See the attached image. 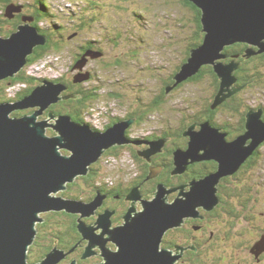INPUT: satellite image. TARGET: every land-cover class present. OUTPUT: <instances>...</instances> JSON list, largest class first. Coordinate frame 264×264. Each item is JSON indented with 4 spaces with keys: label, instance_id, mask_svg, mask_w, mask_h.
I'll return each mask as SVG.
<instances>
[{
    "label": "water",
    "instance_id": "obj_1",
    "mask_svg": "<svg viewBox=\"0 0 264 264\" xmlns=\"http://www.w3.org/2000/svg\"><path fill=\"white\" fill-rule=\"evenodd\" d=\"M189 1L201 10L204 37L201 44L191 49L190 56L174 75V84L167 90L199 73L203 66L211 65L220 79L212 104L216 108L239 90L233 86L239 64L235 60L223 61L227 56L226 47L244 42L249 45L246 56L264 52V0ZM18 8L11 4L5 15L13 17ZM24 19L26 22L18 25L9 36L0 35V82L18 75L35 47L47 43L48 38L33 24L35 17ZM86 61L83 55L75 66L82 68ZM84 77L80 74L75 81ZM64 89L63 83L43 80L23 97L0 101V264H54L58 261L63 256L58 248L39 262L29 260L28 252L37 235V224L43 221L41 214L62 210L82 212L83 216L93 213L100 203V194L94 201L85 202L57 193L77 176L87 174L89 166L104 150L129 142L126 130L132 120L119 121L104 131H97L68 115L57 118L52 111L48 116L55 118L56 123L39 119L51 104L61 99ZM35 107L37 109L28 114L14 113ZM261 115L262 110H251L247 114L246 132L230 142L210 120L200 122V129H196V124L190 125L184 131L190 137L188 148L175 152L173 174H181L189 164L205 159L216 160L218 170L193 180L189 190L181 191L173 202L165 197L173 189L159 184L155 198L145 201L144 210L135 216L131 209L123 225L110 228V212L100 215L98 227L80 220L78 228L89 239L84 257L92 254L94 246L100 245L105 260L98 264H171V252L160 249L163 234L180 224L184 216L196 215L199 205L211 208L218 202L220 179L235 173L264 141ZM48 126L58 134H48ZM163 145L162 139L152 141L151 147L141 154L150 159V155L161 151ZM63 149L70 153H63ZM156 174L157 171H153L150 175ZM99 227L103 228L101 233L96 232ZM106 234L117 249L106 246Z\"/></svg>",
    "mask_w": 264,
    "mask_h": 264
},
{
    "label": "rangeland",
    "instance_id": "obj_2",
    "mask_svg": "<svg viewBox=\"0 0 264 264\" xmlns=\"http://www.w3.org/2000/svg\"><path fill=\"white\" fill-rule=\"evenodd\" d=\"M45 1L47 9L42 11L45 16L39 20V25L46 29L58 26L51 36L58 44H54V49L43 59L25 65L22 70L36 78V86L43 80L73 79L74 86L66 87L60 93L61 99L50 106L81 98L84 106L87 105L85 111L89 112L86 120L99 129L110 121L111 115L123 116L127 110H135L145 118L140 120L131 135L144 137L168 126L176 129L191 111V106L199 102L201 90L196 84L189 83L169 93L154 111L148 106L160 94L163 78L181 64L188 36L194 29V13L184 5L183 0H95L98 2L95 6L90 4L94 0ZM11 4L19 7L14 12L18 16L6 17L4 12ZM34 5H37V0H0V35L5 36L6 31L3 30L10 31L18 22L19 25L25 23L24 18L32 15ZM95 14H99V19L89 20ZM81 19L87 24L78 30L75 25ZM129 34L133 35L128 38ZM112 37H116L115 43L107 39ZM95 40L102 45L101 50H82L86 42ZM82 51L88 59L82 68H78L75 66L76 58ZM80 74L85 77L75 81ZM26 85V82H6L3 84L4 96L14 97ZM81 85L85 88L84 93L74 95ZM91 89L96 92L95 96H87L86 92ZM112 92L115 94L112 95ZM45 114L47 116L43 119L52 124L57 122L48 113L40 116ZM47 129L48 134H58L51 126ZM143 144L136 147L142 148ZM250 170L248 174L254 178L251 185L255 182L264 185V146L261 147L260 161ZM138 173V161L131 155L130 148H122L120 156L108 153L104 158L101 171L104 182L114 180L116 184L120 179L129 181ZM75 190L76 187L72 188V191Z\"/></svg>",
    "mask_w": 264,
    "mask_h": 264
},
{
    "label": "flooded vegetation",
    "instance_id": "obj_3",
    "mask_svg": "<svg viewBox=\"0 0 264 264\" xmlns=\"http://www.w3.org/2000/svg\"><path fill=\"white\" fill-rule=\"evenodd\" d=\"M16 15L18 16L17 13L14 14V16ZM82 50H85L84 45L82 46ZM83 52L84 51L79 54L80 58L83 56ZM225 53L227 56L223 59V61L230 62L235 60L239 64L238 68L235 70L237 81L233 86L239 88L237 92L243 91V89L247 88L248 85L246 86V83L239 85L242 80H240L237 75V71L241 69V67L239 61H237L235 57H237L240 53H236L235 51L228 53L226 50ZM88 72L91 75V72ZM92 76L94 77L95 74L92 73ZM55 82L63 83L65 88L74 86V84L70 83L69 80L67 82L66 80L63 82ZM28 85H26V87ZM82 87L83 85H81V88ZM25 88L18 91L19 96L20 94L26 92ZM78 89L77 91H79ZM75 91L74 95L77 94ZM263 92L259 93V100L254 102L259 104V106H253L245 115L246 121L244 131H239L240 129L238 128V125L241 120L240 116H237L236 114L231 116L223 113L222 123H220L222 124L221 126L213 125L211 121L213 126L219 128L225 134V139L228 142L235 140L238 136L246 132L247 114L251 110H262L261 118L264 120ZM86 93L87 96L96 95V92L92 89ZM113 94L115 93L112 92V95ZM230 97H228L225 101L227 102ZM17 98L20 97L17 96ZM79 99L66 100V102H61L59 105L54 104L44 113L49 114V112L52 111L57 117L60 115H68L71 117L72 115L68 113L60 114L59 111L66 109L69 112H72L76 118L81 120H78L80 121L79 123H87L92 129L97 131H104L119 121L132 120L126 130V136L128 137L129 142L121 145H114L104 150L100 158L89 166L87 174L77 176L73 182H69L67 184V187L61 192V194H58L66 198L79 199L85 202L94 201L97 195L100 194L101 200L94 212L89 215L83 216L82 212L70 213L62 210L67 213L66 217L75 220H73V222L76 223L77 235L74 234L71 237L72 240L69 242L67 241L62 245H54L47 252L48 254L54 248H58L63 252V256H61V258L54 264H98L105 260L100 245L94 246L92 248V254L84 257L88 251L89 239L85 238L83 233L78 228L80 220L85 222L87 225L98 227L100 226V222L98 221L100 215L110 212V228L123 225L126 221V216L131 209L132 216H135L137 213L144 210L145 201L153 200L155 198L159 184L162 183L167 186L168 189H173L168 194L166 193L165 196L168 202H173L180 195L181 191L185 192L189 190V184L193 180L203 178L208 174L217 171L219 167V163L216 160L205 159L193 162L189 165L214 161L216 162L217 167L212 170H205L206 172L199 176H190V172H187L189 170V166L185 172L181 174H173L172 171L175 168V152L181 148L187 149L190 140V137L185 135L183 132L184 137L188 139L187 146H180L176 141L179 136L177 131L180 130L179 128L181 124L187 120L186 117L183 118V121L176 129H171L172 127L168 126L164 130L156 131L151 135L148 134L144 137H133L131 135L132 130L136 128L140 120H143V114H139V112L135 110H127L123 116L113 114L110 117V121L104 123L103 129H99L86 120L89 112L85 111L84 108L85 106L87 107V105L84 106V102H81L83 104L76 108L70 107L72 102L74 104V101H79ZM36 109L37 108H27L23 109V111L20 110L15 112V114L18 112L28 114ZM46 116V114L42 115L39 119H43ZM200 122L203 121L194 122L192 124H196V129H200ZM161 139L164 140V145L161 151L150 155V159L141 154L142 151L151 147L152 141ZM250 141L251 140H249L248 143ZM142 143H144L142 148L136 147V145H141ZM262 146H264V142L258 146L257 150L261 149ZM122 148L131 149V155L138 161L139 173L129 181L120 179L118 180L119 183L116 184L114 183V180L104 182L103 178L105 177H103L101 171L104 165L105 156L108 155V153L120 156V150ZM62 151L65 154L70 153L65 149ZM170 158L173 159L174 167L171 170V173L168 174V160H170ZM147 166H149V173L145 176L144 171ZM240 168L235 173L223 176L220 179L217 185L218 202L213 207L207 208L204 205H199L197 207L196 215L184 216L180 224L170 227L165 231L161 239L160 249H166L171 252V264H264V185L260 182H255L253 186L256 187V190H252L246 194L243 193V195L239 196L236 192L237 190H234L233 186L237 185L236 177H239L241 175L240 172L244 169ZM153 171H157V174L151 176L150 174ZM70 183H74L71 188ZM74 187H76V190L72 191V188ZM231 187L232 189H230ZM69 189L73 193H64ZM80 191H84V194L77 196L75 193L78 194ZM43 214L44 213L41 215ZM102 231V227H99L96 230L97 233H101ZM105 238L107 239L106 246L108 248L117 249L115 242L111 240L109 234H106ZM46 255L36 260H31L29 257V260L30 262H39L45 258Z\"/></svg>",
    "mask_w": 264,
    "mask_h": 264
},
{
    "label": "trees",
    "instance_id": "obj_4",
    "mask_svg": "<svg viewBox=\"0 0 264 264\" xmlns=\"http://www.w3.org/2000/svg\"><path fill=\"white\" fill-rule=\"evenodd\" d=\"M184 5L187 7H190L191 10L194 13L193 16V27L190 31V35L188 36V40L186 42V53L181 60V64L179 63V66L176 67L172 72H170V75L166 78H163V87L160 90V94H158L154 99L150 102L148 105L151 110H155L159 107L160 102L164 101V99L168 96L169 93L172 91L178 90L182 88L184 85L192 83L196 84V86L201 90L202 96L200 97V100L197 104H194L191 106V111L187 114L186 118L187 120L183 122L180 126V130L177 131L179 136L177 137L176 141L177 144L180 146H187L188 139L184 137L183 132L184 130L192 123L204 121L209 119L212 121L213 125L221 126L222 124V114L231 115L234 116L235 114L237 116H240V124L238 125L239 131L245 130V115L247 111L252 108L253 106L258 107L259 104L254 103L255 101L259 100V93L264 91V52L257 53L252 55L251 57L246 56V49L249 46L248 44L244 42H236L233 45H229L226 47V51L228 53L235 51L236 53H240L235 59L239 61L241 69L237 71V75L239 76L240 83L239 85H242L246 83L247 88L243 89V91H239L232 95L228 101L223 102L219 104L216 108L212 107V104L215 100V96L219 90L220 85V79L216 72L214 71L213 67L211 65H205L202 67L199 73L193 75L192 77L187 78L186 80L180 82L177 86L173 87L171 90H167L168 86H171L174 84L175 79L174 75L179 71L181 65L187 60V58L190 56V51L192 48L198 46L202 43L204 32L202 30V24H201V10L194 5L189 0H183ZM91 5H96L98 2L91 1ZM47 9V2L45 0H37V5H34L33 13L31 16H36L33 24L39 29V32L43 35H45L47 39V43L45 45H38L35 47V50L32 54L29 55V61L26 65H31L32 63H35L39 61L40 59L44 58L48 52L53 48L54 44H58L54 38L51 36L53 33H55V29H58V26L54 25L55 28L46 29L39 25V20L42 19L43 16H45V13L42 11ZM15 14V13H14ZM42 14V16H41ZM138 14V13H137ZM22 16V14H20ZM135 15V14H134ZM136 16V15H135ZM97 18L99 19V14L93 15L89 20L92 21V19ZM95 19V20H97ZM88 20V21H89ZM20 22L15 24V27L11 29L10 31H6L5 36H9L13 31L17 30V27ZM85 24H87V21H83L82 19L79 20L76 23V27L78 30L80 27H84ZM13 25V24H12ZM53 27V25H52ZM133 34H129L130 38ZM116 37H119V35H116ZM116 37L107 38L108 41H111L113 43L116 42ZM132 41V39H130ZM134 41V40H133ZM85 50L90 49H102L100 46V42L98 41H88L84 44ZM52 49V50H53ZM78 61L80 59V56L76 58ZM119 63V60L117 61ZM54 80V79H53ZM51 80V81H53ZM252 80V81H251ZM5 81V82H3ZM2 83L0 82V101H6V100H14L18 97H23L26 94H29L33 88L36 86L34 85L36 78L33 76L26 75L23 70H21L18 75L15 77H8L5 80H3ZM54 81H65L63 77L60 79H55ZM68 80L66 79V82ZM73 79L70 81L72 83ZM6 82H9L11 84H15L17 82H26L29 84L25 90L26 92L20 94V96L17 94L14 97H7L4 96L5 94V88L3 87V84H6ZM79 91H75V93H84L85 88L81 86L78 89ZM255 100V101H254ZM83 102L80 98L79 101H74L70 104V107H78L81 106V103ZM60 114L68 113L71 116V119L80 122L81 120L76 118L72 112H69L66 109H63L62 111H59ZM17 115H21L22 113L18 112ZM145 116H143L142 119H144ZM80 120V121H78ZM264 142V141H263ZM261 159V149L255 150V152L249 156L246 162L243 163V166L240 168H244L240 172V176L236 177L237 185L233 186L234 190H237L236 192L240 195L246 194L251 192L252 190H256V187L251 185L254 182V178L252 174H248ZM169 167H168V174L171 173V170L173 169V159L170 158L168 160ZM217 167L216 162L214 161H207L203 163H197L193 165H189V170L187 172H190V176H199L203 175L205 173V170H212ZM149 173V166H147L146 170L144 171V175L147 176ZM237 174V173H236ZM74 185V183H70L71 186ZM232 189V187L230 188ZM66 194L73 193L70 189L65 191ZM77 196H81L84 194V191H80L78 194L75 193ZM67 213L63 211L59 212H47L42 215L43 221L39 222L37 224V235L35 237V240L33 244L30 246L28 255L31 260H36L41 257H44L47 252L54 246V245H62L66 243L67 241H71V237L75 234L77 235V227L76 223L73 222L72 218L66 217ZM75 221V220H74Z\"/></svg>",
    "mask_w": 264,
    "mask_h": 264
}]
</instances>
